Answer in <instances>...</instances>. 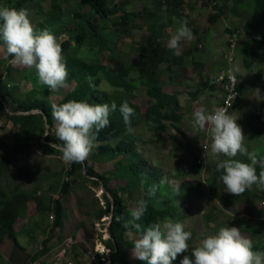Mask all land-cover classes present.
<instances>
[{
	"label": "trees",
	"instance_id": "trees-1",
	"mask_svg": "<svg viewBox=\"0 0 264 264\" xmlns=\"http://www.w3.org/2000/svg\"><path fill=\"white\" fill-rule=\"evenodd\" d=\"M45 1L51 2L52 8L49 11L42 8V2ZM76 1L78 8L70 14L74 18V23H72L74 26H72V24L69 25L72 21L67 20V13L62 11L59 0H1L3 7L27 9L30 22L37 31L48 29L58 37L69 33L70 39L62 42L68 72L66 83L75 81L76 87L56 105L68 100H86L91 104H110L115 101L118 107L110 116V124L99 131L96 146L86 160L66 163L65 181L60 186L57 196L48 193L30 194L20 185L15 186L11 183V176L15 171L14 164L25 162L36 154V144L33 143L35 140L40 141L41 152L60 153L58 149L50 147V143H60L53 134L55 130L52 119V108L55 104L51 102L53 91L43 84V87L39 88L35 85L31 92L19 93V84L11 86L9 81L1 89L2 98H4L3 94L8 95L6 101H3L9 107L7 119L13 124V129L9 132L8 140H2L0 136V147L9 150L6 153L0 152V255L7 248L9 241L17 249L24 251L18 240L16 225L30 212L46 215L48 218L52 215L54 226L62 229L65 208L60 199L69 195L72 183H77L82 179L85 183H91L100 190H104L102 195L106 206L101 207L97 216L100 219L113 217L109 228L112 237L105 241V245L111 249V252L105 255L108 264H126L131 250L128 246L130 243L133 244L135 238L127 239L128 230L125 221L131 219V213L140 200L146 201L147 204L144 215L137 221L142 228H146L157 220L179 219L181 216L180 207L172 201L173 193L169 185L161 183V179L166 176L165 171L160 166L150 164L143 157L135 142L136 137L130 131L139 125L140 118L145 121L151 131L161 133L169 132L170 126H175L182 121L183 107L178 94L167 93L164 88L166 81H168L167 84H173L179 77L178 68L184 65L186 54L177 55L175 50L169 47V40L165 33L169 24H173L176 19L181 18V21L187 22L189 15L183 13L187 0H159L156 12L149 6L143 7L140 11H132L130 10L131 0L117 6L110 5V0ZM217 1V5L214 3L210 5L216 10L210 17L211 24L218 23L224 16L220 1ZM207 4L209 5L206 3L204 6ZM165 7H168L170 23H165L164 19L159 21V15H163ZM254 10V16L245 27V39L240 41L233 50L232 63L236 52L250 67L264 55V0H255ZM119 13L123 14L118 15ZM139 19L144 20L145 24L133 23V20ZM145 28L151 34L148 38L151 44L142 42L139 48L140 59L136 64L120 58L121 62H115L116 66L110 68L97 56H89V59L83 55L84 47L98 49L101 52L109 50V47L105 45L106 33H109L112 43L117 44L122 32L131 36L133 30ZM258 35L261 37L259 40L256 39ZM199 38L198 41H200ZM92 43L97 45L93 47ZM0 46H3V42H0ZM228 46L232 49L231 42ZM195 50L199 52L198 44ZM189 53L193 55L195 52L193 53L191 49ZM10 59L9 54L6 58L0 57V64L6 66L7 72L11 74L14 67L11 66ZM228 60L229 57H227ZM166 64H168L167 68ZM175 70L177 71L176 76L173 75ZM23 73L25 79L32 81L35 78V83L40 84L34 69L27 68ZM3 77L0 74V78ZM89 77L93 78L95 88L89 86ZM8 79L10 80V77ZM105 82L108 83V88L104 87ZM206 85L212 87L209 81ZM142 86L147 89V106L144 108L136 101V91ZM238 89L242 94L246 90L242 79L239 81ZM12 93L14 96L11 95ZM124 101L135 109V115L131 120V130L125 125L119 112V105ZM234 107L237 108L238 103ZM36 111H41L43 114L29 115ZM49 129L51 134L45 138ZM12 134L17 137H28L33 141L28 144H16L12 149L4 147L3 142L9 141ZM106 164H111L112 167L107 169ZM201 168L202 164L196 162L194 166H188V172H198ZM256 170L259 174V164ZM222 171V169L217 171L219 176ZM199 184L201 187L204 185L202 181ZM188 189L195 195L202 193V189L198 190L196 186L188 185ZM247 194L248 190L239 194V198L242 199ZM209 221H211L210 218ZM51 235L55 236L56 232L52 231ZM51 240L50 237L45 240L43 251L38 256L50 253L53 248L49 246ZM60 242L62 243L63 239ZM35 254L37 255L36 252ZM38 256L30 257V264L37 261ZM98 256L102 257L100 254ZM137 262V264H145L140 260ZM98 264H103L102 260H98Z\"/></svg>",
	"mask_w": 264,
	"mask_h": 264
},
{
	"label": "rangeland",
	"instance_id": "rangeland-1",
	"mask_svg": "<svg viewBox=\"0 0 264 264\" xmlns=\"http://www.w3.org/2000/svg\"><path fill=\"white\" fill-rule=\"evenodd\" d=\"M130 0H110V5L117 6ZM132 5L130 10L140 11L143 7L149 6L155 12L158 9L159 0H131ZM222 5L224 17L215 24H211L210 17L215 13L206 9L201 18L194 17L193 14H188L191 5H201L200 0H187V4L183 13L190 16L187 20V26L192 30L191 39H182L179 42L178 48L174 49L177 55L186 54L184 65L178 68L180 74L173 84H167L166 81L165 92L178 93L177 86L180 81H184L181 85L179 99L183 107L182 121L175 126H170L167 133L151 131L146 125L145 121L140 118L139 125L130 131L136 137L138 149L145 159L152 165L160 166L170 179L180 183L182 193L180 199V218L185 223L186 230L192 233V239L189 240L190 246H196L199 239L205 235L215 234V232L223 226H233L235 224L241 225L242 222L247 220L250 226H257V222L252 219H238L240 216H249L259 210V206L264 198L258 189L261 187L252 186L251 190H255L252 197L248 199H240L236 194L224 192V185L220 180L219 173L217 172V163L228 159L223 153L213 154L210 150L211 145V132L210 129L198 130L193 125V112L196 108L203 105L206 110L213 111L218 107L215 102H221V92L208 87L207 81L210 84L214 83L222 70L230 69L233 64L240 66L239 73H236L238 78L246 85V90L238 101V107L234 108L235 116L238 123L242 126L244 134L247 136L244 140L245 145L249 151H254L258 157H264V101L257 100V94L253 91L256 88L261 89V95H264V68L258 69V72L251 73L250 66H247L243 57L236 52L234 54V62L227 65V57H231L232 51L228 50L230 28L239 29L242 32L243 39L245 34V27L254 16L255 0H219ZM62 6V11L67 13V20L72 21L69 25L74 23V18L71 13H74L78 8L76 0H59ZM227 5V6H226ZM0 6L1 0H0ZM202 6V5H201ZM226 6V7H225ZM42 8L49 11L52 6L50 1L42 2ZM43 9L44 12H47ZM211 12V13H210ZM119 13L118 15H122ZM226 14V15H225ZM167 23L170 19L168 7H165L163 15H159V21L162 20ZM145 24L144 20H133V23ZM181 18L175 20V23L167 29L165 36L168 40L174 35L180 27ZM68 25V26H69ZM74 26V24H72ZM229 29V30H228ZM117 44L112 43V38L109 33H106L105 45L109 50H94L83 48V55L85 58L89 56H97L102 63L107 66L115 67V62L123 58L124 61L129 63H138L140 59L139 48L142 42H147L151 37L148 29L133 30L131 36L125 35L123 32L120 34ZM246 35V34H245ZM201 39H200V38ZM198 38L200 41H198ZM61 43L66 39H70L69 33H65L60 37ZM111 42V43H110ZM77 44V43H75ZM197 44L199 45V52L195 50ZM93 47L96 43H92ZM89 45V46H92ZM169 45V41H168ZM192 49L195 56L191 55L189 51ZM228 50V51H227ZM227 53V54H226ZM8 56L7 50L4 46H0V57L6 58ZM90 59V58H89ZM91 61V60H89ZM172 62V59H170ZM255 63L264 64V55L258 58ZM254 64V63H253ZM14 67L11 74L7 72L6 66L0 64V92L5 87L6 83L11 86L19 84V93H28L33 91L34 86L37 88L43 87V84H36L35 78L27 80L24 78L23 71L28 67L12 64ZM168 67V64L165 65ZM176 71V70H175ZM177 75V71L173 74ZM10 77V80L8 79ZM219 86V85H218ZM76 87V82L71 81L65 83V86L58 91L53 92L51 102L58 104L63 100L65 95L73 91ZM104 87L108 88L107 82ZM198 94V99L193 100ZM11 95L14 96V93ZM136 101L140 103L141 107L147 106V89L142 86L136 91ZM193 95V96H192ZM4 98H0V136L1 139L8 140L9 132L13 129V124L8 122L7 113L9 107L3 101L7 99L8 95L3 94ZM23 101L22 99H20ZM5 109V111H4ZM32 114H43L41 111L33 112ZM31 114V115H32ZM55 134V130H53ZM51 134L49 129L47 138ZM21 136V135H19ZM44 138V139H45ZM33 141L28 137H17L12 134L10 140L3 142L4 147L28 144ZM44 141V140H43ZM35 142L36 151L29 160L14 164L15 171L11 176V183L15 186L20 185L22 189L30 194L48 193L57 196L59 188L65 181L67 168L66 162L61 159L60 153L49 154L41 152L42 147L39 145L40 141ZM47 143V141H44ZM205 146L208 149L207 154V169L202 168L198 172H188V166H194L196 162L201 159L205 153ZM38 150V152H37ZM8 152L5 148L0 147V152ZM1 154V153H0ZM92 157V154H91ZM233 159H238L243 162H250L246 155L237 153ZM37 166V168H36ZM107 169L112 167L111 164H106ZM40 169V170H39ZM65 169V170H64ZM202 181L204 185L200 186L199 182ZM189 186H196L202 189L200 195H195L189 191ZM103 190L95 187L91 183H85L82 179L77 183H72L69 195L63 201L65 208L64 227H55V222L51 215L50 218L46 215L36 214L30 212L23 220H20L16 225L18 231V240L24 251L17 249L9 241L7 248L0 255V264H30V257L38 256L36 250L37 241L42 238L50 237L52 241L49 246L53 247V253L45 257L43 262L35 261L33 264H50L55 260V254L62 249V246L69 244V238H72V245L67 254V262L63 264H98V260L109 252L105 241L109 240L111 235L108 233V226L110 221L108 217L100 219L97 213L101 207H105L106 203L103 198ZM125 195V194H124ZM256 196V198H254ZM174 202L176 197L174 194L171 196ZM58 199V197H57ZM253 200V201H252ZM183 211H182V210ZM209 218L211 221H209ZM55 231L56 235H51ZM50 234V235H49ZM247 237L246 234H242ZM53 236V238L51 237ZM256 234L250 236L252 243H255ZM128 240H133L135 235L126 234ZM64 241L61 243L60 240ZM75 243V244H74ZM61 244V245H60ZM74 246V247H73ZM73 247V248H72ZM130 255L126 260V264H137L136 258L132 254L133 244L130 243ZM184 255L191 257V248L186 252L180 253L173 264H180V260ZM42 257H44L42 255ZM105 258L103 257L102 260ZM39 260V256H38ZM139 261V260H138ZM107 262V260H106ZM108 264V263H106Z\"/></svg>",
	"mask_w": 264,
	"mask_h": 264
},
{
	"label": "clouds",
	"instance_id": "clouds-1",
	"mask_svg": "<svg viewBox=\"0 0 264 264\" xmlns=\"http://www.w3.org/2000/svg\"><path fill=\"white\" fill-rule=\"evenodd\" d=\"M200 1L202 6L206 3H209L206 6L213 3L217 5L218 3L217 0L212 2L211 0ZM211 7L215 10L213 6ZM230 31L229 43L231 42L233 45L232 39L236 36V45L243 40L241 30L233 28ZM191 37L192 30L187 26L186 21H182L176 33L170 37L169 47L176 49L182 39H191ZM256 39L259 40L261 37L258 35ZM0 42H3V46L6 47L7 53L11 57L10 63L34 69L39 82L47 85L51 91L56 92L65 86L68 72L61 39L48 29L35 30L30 22L27 9L0 6ZM234 49L236 47L231 49L228 46V50L232 51L231 56H233ZM229 61H227V65L230 64ZM262 68H264V64L254 63L250 68V72L255 73ZM227 70L225 69L222 72ZM229 71L233 73L232 79H236L235 74L239 73L240 66L233 64ZM219 76L211 86L218 87L214 89L221 92V102H215L218 107L213 111L206 110L203 105L196 108L192 114L194 118L193 125L201 131L210 129L211 152L213 154L223 153L228 157V159H224L216 165L218 171L223 170L219 178L223 182L224 192L236 194L239 198V194L248 190V194L242 199L249 200L252 194L255 193V190L252 191L251 188L255 186L262 188L258 190L264 197V157H258L254 151L248 150L244 143L247 136L244 134L242 126L237 122L239 118L235 116L234 112L231 113L240 100L242 93L239 90L238 100L231 111H227L226 108L222 107L226 94L221 88V83L218 82ZM92 79L89 77V86L95 88L96 85L92 82ZM253 91L257 94V100L264 101V95H261L260 88ZM196 96L198 98V94ZM117 107L115 101L110 104H91L86 100H68L60 105H53L52 119L55 124V137L60 143H50V147L58 149L61 153V159L66 163L85 161L96 146L99 131L110 124V116L117 110ZM119 112L125 125L131 130V120L135 115V109L127 101H124L119 105ZM203 148L205 153L198 163L202 164L203 170H206L208 149L205 146ZM237 153L246 155L250 162L233 159ZM258 164L260 166L259 174L256 170ZM161 183L169 185L171 192L176 197L174 203L180 207L178 197L182 196L181 184L168 176L163 177ZM261 202L259 207L262 210L258 212L264 211V198ZM146 207V201L140 200L138 206L131 213V219L125 221L129 235L131 236L133 233L135 235L132 254L134 258L145 262V264H173L178 254L186 252L189 248H191V257L184 255L180 260V264H264V251L253 249L252 241L242 235H247L248 230L244 232L240 230L242 227L250 226L248 220L242 222L241 225L220 227L215 234L205 235L199 239L196 246H190L189 240L192 239V233L186 230L185 223L181 220L165 218L142 228V225L137 221L144 215ZM109 218L108 221L111 225L112 220ZM241 218L252 219V221L257 222L255 213L249 216H240L238 219ZM110 225L108 226V233H110ZM129 225L131 227H128ZM40 238L36 244L37 255L42 253L43 244L48 239V237ZM68 241H71V243L67 247V254L73 244L72 238H69ZM64 248L66 246H62V249ZM107 249L110 253L111 249L108 247ZM53 250L51 249L50 253L43 255L44 257L39 256L37 261L43 262L45 257L53 253ZM60 251H57L55 256ZM108 253L101 255V260L103 257L105 258L102 260L103 264L108 263L105 256ZM67 254L61 264L67 262ZM53 263L54 261L50 264Z\"/></svg>",
	"mask_w": 264,
	"mask_h": 264
},
{
	"label": "built area",
	"instance_id": "built-area-1",
	"mask_svg": "<svg viewBox=\"0 0 264 264\" xmlns=\"http://www.w3.org/2000/svg\"><path fill=\"white\" fill-rule=\"evenodd\" d=\"M233 45L232 47H236L237 36L232 39ZM229 62L232 63V57L229 58ZM233 73L229 71L222 72L218 78V82L221 83V88L226 94L225 102L222 107L226 108L227 111H231V108L236 103L240 96V91L238 89L239 78L236 75V79H232ZM71 243V241H70ZM69 244H66V248L62 249L56 256L53 264H61L67 254V247Z\"/></svg>",
	"mask_w": 264,
	"mask_h": 264
},
{
	"label": "crops",
	"instance_id": "crops-1",
	"mask_svg": "<svg viewBox=\"0 0 264 264\" xmlns=\"http://www.w3.org/2000/svg\"><path fill=\"white\" fill-rule=\"evenodd\" d=\"M206 9L212 11L211 8H208V7H204V6H201V5H199V6L191 5L188 14H193L194 17L201 18L203 16V13H205L204 11H206ZM189 19H190V16H189ZM168 23H170V20L168 21ZM173 24H169L168 28H170ZM230 29H233V28H230ZM195 54L196 53H194L193 55L195 56ZM185 80H187V79H185ZM185 80L180 81L179 85L177 86L179 95H181L180 94L181 85L184 84V87L186 88V85L184 83ZM212 88L214 89V88H218V87H212ZM192 99L196 100L198 98L194 97ZM255 218H256V221H257V226L252 225V226H248V227H242V228H240V230L243 231V232L245 230H248V232H247V238L248 239H250L251 235L256 234L257 235L256 236L257 240L255 241V243H252L253 244V249L256 248L259 251H264V211L263 212H256L255 213Z\"/></svg>",
	"mask_w": 264,
	"mask_h": 264
},
{
	"label": "water",
	"instance_id": "water-1",
	"mask_svg": "<svg viewBox=\"0 0 264 264\" xmlns=\"http://www.w3.org/2000/svg\"><path fill=\"white\" fill-rule=\"evenodd\" d=\"M1 98V97H0ZM2 99V98H1ZM110 220H112V217L109 218Z\"/></svg>",
	"mask_w": 264,
	"mask_h": 264
},
{
	"label": "bare ground",
	"instance_id": "bare-ground-1",
	"mask_svg": "<svg viewBox=\"0 0 264 264\" xmlns=\"http://www.w3.org/2000/svg\"><path fill=\"white\" fill-rule=\"evenodd\" d=\"M73 247H74V246H73ZM73 247H72V248H73Z\"/></svg>",
	"mask_w": 264,
	"mask_h": 264
}]
</instances>
